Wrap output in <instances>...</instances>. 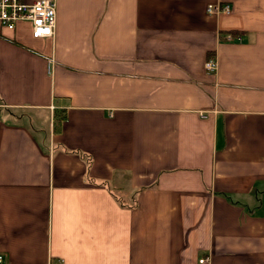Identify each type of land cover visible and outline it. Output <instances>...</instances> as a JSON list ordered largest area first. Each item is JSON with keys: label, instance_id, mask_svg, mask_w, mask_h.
Wrapping results in <instances>:
<instances>
[{"label": "crops", "instance_id": "0c3cea01", "mask_svg": "<svg viewBox=\"0 0 264 264\" xmlns=\"http://www.w3.org/2000/svg\"><path fill=\"white\" fill-rule=\"evenodd\" d=\"M0 99L8 264H264V0H57Z\"/></svg>", "mask_w": 264, "mask_h": 264}, {"label": "built area", "instance_id": "2783aa9c", "mask_svg": "<svg viewBox=\"0 0 264 264\" xmlns=\"http://www.w3.org/2000/svg\"><path fill=\"white\" fill-rule=\"evenodd\" d=\"M57 0H0V27L14 30L17 24L27 22L31 25L34 38H52L56 27ZM231 7L225 3H209L206 12L212 15L229 14ZM227 41L236 39L228 34ZM207 73H214L216 60L211 57L204 64ZM4 106L0 99V107ZM199 264H210L208 257L198 259ZM0 264H8L0 255Z\"/></svg>", "mask_w": 264, "mask_h": 264}, {"label": "rangeland", "instance_id": "374dc122", "mask_svg": "<svg viewBox=\"0 0 264 264\" xmlns=\"http://www.w3.org/2000/svg\"><path fill=\"white\" fill-rule=\"evenodd\" d=\"M118 194L124 201H127V198L125 197V193H118Z\"/></svg>", "mask_w": 264, "mask_h": 264}]
</instances>
